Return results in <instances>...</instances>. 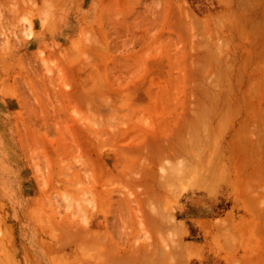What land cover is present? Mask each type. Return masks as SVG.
Segmentation results:
<instances>
[{
  "label": "rangeland",
  "instance_id": "rangeland-1",
  "mask_svg": "<svg viewBox=\"0 0 264 264\" xmlns=\"http://www.w3.org/2000/svg\"><path fill=\"white\" fill-rule=\"evenodd\" d=\"M263 5L0 0V264H264Z\"/></svg>",
  "mask_w": 264,
  "mask_h": 264
},
{
  "label": "bare ground",
  "instance_id": "bare-ground-1",
  "mask_svg": "<svg viewBox=\"0 0 264 264\" xmlns=\"http://www.w3.org/2000/svg\"><path fill=\"white\" fill-rule=\"evenodd\" d=\"M246 18L247 19H246V23H245V28H246L245 31H246V33L249 36L245 35L246 36L245 38L248 39V40L246 39L248 41V43L246 42L245 44H241L240 47L242 46V48H244V49L247 48L249 50V52L250 51L253 52V49H255L257 46H260L261 50H264V34L262 35L263 37H262V39L260 41L259 40L256 41L257 38L256 37H252V35H250V33L253 30L257 29V28H260V30L263 31V33H264V5H263L262 9H259L258 11H251L249 13V15L246 16ZM68 27L69 26L66 23H64V24L61 25L60 28H61L62 31L68 32V30H69ZM240 56H241V54H240ZM248 58L249 57H243L242 58V60H244V61H243V63H240V67L241 68H247V67H249L252 64V62H253L252 58L251 59H248ZM241 64H242V66H241ZM71 174H74V173H71ZM142 179L143 178L141 177V178H139L137 180H142ZM96 186H97V184H96ZM147 190H149V189H147ZM140 196H135L133 199L124 196V197L118 198V200H119V203H120L121 206H124L127 210H129L130 215L133 214V215L139 216L141 221H143V223H145V225H146V223H148V225L150 224V226H151L152 224H155L156 219H154L152 217V215H150L147 212V210L143 207V203L145 201L143 202V200H142V198ZM145 196H147V195H145ZM133 201H135V204H136L135 206L137 207L139 212H138V210L137 211L133 210V208H135V207L132 206V202ZM83 234H84V232H83ZM145 255H147V254H145ZM139 258L140 257L129 259V263H131V264H141L142 263L143 264L144 259L141 260Z\"/></svg>",
  "mask_w": 264,
  "mask_h": 264
}]
</instances>
